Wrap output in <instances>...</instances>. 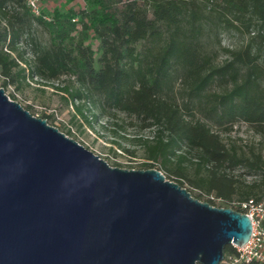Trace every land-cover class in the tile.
Returning a JSON list of instances; mask_svg holds the SVG:
<instances>
[{
    "label": "trees",
    "instance_id": "1",
    "mask_svg": "<svg viewBox=\"0 0 264 264\" xmlns=\"http://www.w3.org/2000/svg\"><path fill=\"white\" fill-rule=\"evenodd\" d=\"M82 1L77 8H55L46 19L43 11L34 15L24 0H0L1 74L13 79L11 70L17 60L10 55L17 53L21 35L35 22L48 32L50 44L35 52L33 66L28 69L30 77L51 81L68 75L78 84L77 89L62 88L72 101L88 102L95 109H116L154 127L153 141L147 144L148 157L177 176L173 180L181 186L179 178L185 174L179 166L187 157L179 151L183 146L198 150L194 162L197 175L189 180L199 190L195 198L213 194L227 205L236 195L238 201H262L264 146L250 156L226 148L205 123L186 120L178 107L162 97L173 89L182 72L187 79V96L199 102L205 98L202 109L209 120L220 126L242 120L264 138V65L260 56L246 46L225 63L213 65L199 43L201 14L196 0H145L152 8L150 18L136 7V0L119 14L110 12L103 0ZM223 2L230 12L243 15L250 11L264 23V0ZM149 40L151 48L143 52L137 49L139 42ZM215 81L231 87L204 96ZM173 158L179 162L176 169L171 166ZM237 167L261 173V192H254L255 182L243 188L227 172ZM206 202L215 206L210 198ZM233 253L231 245L225 247L224 254Z\"/></svg>",
    "mask_w": 264,
    "mask_h": 264
},
{
    "label": "water",
    "instance_id": "2",
    "mask_svg": "<svg viewBox=\"0 0 264 264\" xmlns=\"http://www.w3.org/2000/svg\"><path fill=\"white\" fill-rule=\"evenodd\" d=\"M244 212L112 167L0 87V264H219Z\"/></svg>",
    "mask_w": 264,
    "mask_h": 264
},
{
    "label": "rangeland",
    "instance_id": "3",
    "mask_svg": "<svg viewBox=\"0 0 264 264\" xmlns=\"http://www.w3.org/2000/svg\"><path fill=\"white\" fill-rule=\"evenodd\" d=\"M103 1L110 12L119 14L126 4L134 0ZM82 2V0H41L39 8L49 17L55 8H77V5ZM135 3L148 18L152 17V8L147 1L136 0ZM196 3L200 7L201 14L198 22L201 27L199 43L203 51L211 57L213 65L225 63L232 58L234 52L246 46H250L253 54L260 56L259 62L264 65V23H261L256 15L250 11L243 15L230 12L223 0H196ZM49 44L48 32L41 25L32 22L17 43V53L10 55L17 60V66L11 70L13 79H6L0 71V87L4 89L5 94L28 109L33 116L45 117L50 125L77 141L112 167L154 168L160 170L169 180L177 179V176L163 170L159 161L149 159L147 144L153 141L155 128L147 127V122L116 109H95L88 102L72 101L62 88L68 86L71 90L77 89L78 84L68 75H61L58 79L51 81H43L37 76L32 78L28 75V69L33 66L35 52L38 48L48 47ZM151 46L153 43L150 40L136 45L141 52ZM241 72H244V68H241ZM3 84L5 85L2 86ZM230 87L231 84L224 85L215 81L205 90L204 96L221 93ZM187 88V79L181 72L173 89L162 97L178 107L186 120L205 123L219 135L226 148L234 149L246 156H250L252 151L261 152L264 138L256 132L253 125L242 120L222 126L213 123L205 116L202 109L206 102L205 98H202L201 102L189 98ZM179 152L187 157V161L179 166L178 160L173 158L171 166L175 169L178 166L183 168L185 176L179 178L180 182L195 197L199 190L193 188L189 180L197 175L194 162L198 158L199 151L183 146ZM227 172H230L243 188H247L244 185L255 182L254 192H261V186L258 183L260 172L239 167ZM207 198L212 199L215 206L219 207L230 205L236 207L238 202L237 195L233 197L229 205L215 198L213 194L203 193L199 196L200 201H206ZM227 255L224 254V257Z\"/></svg>",
    "mask_w": 264,
    "mask_h": 264
},
{
    "label": "built area",
    "instance_id": "4",
    "mask_svg": "<svg viewBox=\"0 0 264 264\" xmlns=\"http://www.w3.org/2000/svg\"><path fill=\"white\" fill-rule=\"evenodd\" d=\"M24 1L34 15L40 14L39 3L41 0ZM45 18L48 19L47 16ZM236 205L251 220V236L248 242L242 247L232 245L235 253L223 257V260L219 264H247L251 261L264 264V199L261 201L255 198H249L238 201Z\"/></svg>",
    "mask_w": 264,
    "mask_h": 264
}]
</instances>
